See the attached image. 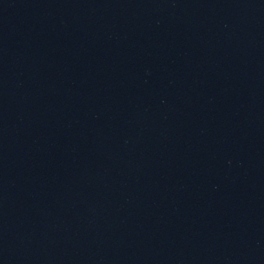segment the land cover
<instances>
[{"label":"water","instance_id":"1","mask_svg":"<svg viewBox=\"0 0 264 264\" xmlns=\"http://www.w3.org/2000/svg\"><path fill=\"white\" fill-rule=\"evenodd\" d=\"M0 264H264V0H0Z\"/></svg>","mask_w":264,"mask_h":264}]
</instances>
